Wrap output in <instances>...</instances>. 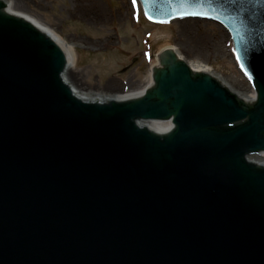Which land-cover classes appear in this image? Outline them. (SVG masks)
Masks as SVG:
<instances>
[{
	"label": "water",
	"instance_id": "95a60500",
	"mask_svg": "<svg viewBox=\"0 0 264 264\" xmlns=\"http://www.w3.org/2000/svg\"><path fill=\"white\" fill-rule=\"evenodd\" d=\"M139 1L227 28L255 98L166 47L140 96L86 101L0 0V264H264V0Z\"/></svg>",
	"mask_w": 264,
	"mask_h": 264
},
{
	"label": "rangeland",
	"instance_id": "374dc122",
	"mask_svg": "<svg viewBox=\"0 0 264 264\" xmlns=\"http://www.w3.org/2000/svg\"><path fill=\"white\" fill-rule=\"evenodd\" d=\"M16 1L23 12L73 46L72 72L84 89H102L108 81L131 88L145 85L159 52L176 47L187 61L200 63L240 92H253L236 60L228 30L210 19L173 18L174 24L150 21L138 0L135 6L132 0ZM201 42L213 46L210 53L195 57L186 52ZM219 42L221 49L215 51Z\"/></svg>",
	"mask_w": 264,
	"mask_h": 264
},
{
	"label": "bare ground",
	"instance_id": "6f19581e",
	"mask_svg": "<svg viewBox=\"0 0 264 264\" xmlns=\"http://www.w3.org/2000/svg\"><path fill=\"white\" fill-rule=\"evenodd\" d=\"M2 1H6L9 4L10 7V12L13 13L14 15H19V16H23L26 17V21L29 22H34V26L46 33H51V37L55 40H60L59 46L62 49H66V56L68 57V63H69V68L71 70V73H67L66 74V80L68 83L74 85V90H76V95H78L79 97H82V99L84 100H89V101H98V100H102V101H109V99H116V100H120V99H128L131 97H136V96H140L143 91L148 88L151 85V76L148 80V82L145 85L142 86H138L136 88H131L129 87L127 84H118L115 81H108V83L102 88V89H92L89 86L88 89H84L82 87V84H79V81L76 79V75L73 74L72 70L74 69V48L73 46L65 43L63 40L59 39L56 35H54L52 33L51 30H49L46 26L42 25V23H40L39 20H37L35 17L31 16L30 14H26L25 12H23L21 10V7L19 5V3H17L16 0H2ZM188 24H186L187 26ZM220 42L219 44L216 45V47L214 48L215 51H219L221 49L220 47ZM212 45H209L207 47V43L206 42H201L200 44H196V46L194 47L193 50L191 49H187L186 52L193 54L195 57L200 56L202 54H208L211 52L212 50ZM173 50L176 47H171ZM201 48H205L204 50ZM180 58L188 64L194 65V71H205L208 72L204 67H202V65L200 63H191L189 61H187L179 52ZM210 73H212L211 71H209ZM208 72V73H209ZM216 76H218L215 73H212ZM220 81L224 84L228 85V88L230 91L233 90L234 93H236L237 95H239L241 98H245L247 100H251L254 98V94L253 92L249 91L248 93L244 94V92H240L237 88H235V86L228 84L221 76H220ZM151 126V128L153 130H161V129H165L168 124H162V123H150L149 124ZM253 160L255 161H259L262 162L264 164V153L259 154L257 156H253L252 157Z\"/></svg>",
	"mask_w": 264,
	"mask_h": 264
},
{
	"label": "snow or ice",
	"instance_id": "6c2138e0",
	"mask_svg": "<svg viewBox=\"0 0 264 264\" xmlns=\"http://www.w3.org/2000/svg\"><path fill=\"white\" fill-rule=\"evenodd\" d=\"M133 5L135 6L136 0H132ZM169 5L173 3V0H166ZM179 9L173 8L172 11L175 13L177 17L183 18L185 16H207L208 13L201 10H196L200 5H196V7L189 10L188 7H185L189 4V0H178ZM151 19V17H149Z\"/></svg>",
	"mask_w": 264,
	"mask_h": 264
}]
</instances>
